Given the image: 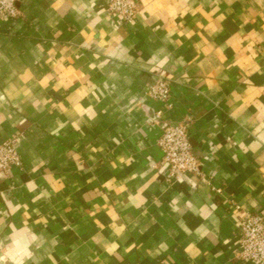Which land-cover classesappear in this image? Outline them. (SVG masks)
Instances as JSON below:
<instances>
[{
  "label": "crops",
  "instance_id": "obj_1",
  "mask_svg": "<svg viewBox=\"0 0 264 264\" xmlns=\"http://www.w3.org/2000/svg\"><path fill=\"white\" fill-rule=\"evenodd\" d=\"M18 0L0 18V264H249L264 212V0ZM161 76L167 101L147 95ZM160 111V114L158 112ZM183 122L200 174L169 181Z\"/></svg>",
  "mask_w": 264,
  "mask_h": 264
},
{
  "label": "built area",
  "instance_id": "obj_2",
  "mask_svg": "<svg viewBox=\"0 0 264 264\" xmlns=\"http://www.w3.org/2000/svg\"><path fill=\"white\" fill-rule=\"evenodd\" d=\"M18 0H0V18H13L19 14ZM106 12L116 15L125 23H131L138 12L135 0H108ZM170 86L167 79L158 76L147 90V95L156 100L167 101ZM160 114V111L158 112ZM162 151L161 163L165 166L167 180L182 178L185 174H200L199 159L192 146L183 122L166 123L158 139ZM22 161L15 140L0 144V171L7 172L11 166H21ZM238 256L249 264H264V212H247L239 221Z\"/></svg>",
  "mask_w": 264,
  "mask_h": 264
},
{
  "label": "water",
  "instance_id": "obj_3",
  "mask_svg": "<svg viewBox=\"0 0 264 264\" xmlns=\"http://www.w3.org/2000/svg\"><path fill=\"white\" fill-rule=\"evenodd\" d=\"M189 140H190V143H191V139L189 138ZM191 146H192V144H191Z\"/></svg>",
  "mask_w": 264,
  "mask_h": 264
}]
</instances>
